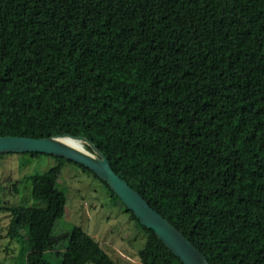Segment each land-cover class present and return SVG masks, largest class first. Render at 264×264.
<instances>
[{
  "label": "trees",
  "instance_id": "trees-1",
  "mask_svg": "<svg viewBox=\"0 0 264 264\" xmlns=\"http://www.w3.org/2000/svg\"><path fill=\"white\" fill-rule=\"evenodd\" d=\"M65 133L211 264H264V0H0V136ZM52 156L34 202L6 207L20 264H124L79 225L54 232L66 163L121 199ZM123 205L146 236L133 264H184Z\"/></svg>",
  "mask_w": 264,
  "mask_h": 264
},
{
  "label": "rangeland",
  "instance_id": "rangeland-1",
  "mask_svg": "<svg viewBox=\"0 0 264 264\" xmlns=\"http://www.w3.org/2000/svg\"><path fill=\"white\" fill-rule=\"evenodd\" d=\"M57 164L54 156L29 153H5L0 162V264H20L24 252V238L12 239L10 229L12 205L32 204V176L49 171ZM21 179L20 191L13 183ZM59 188L66 191V211L54 228L56 234L83 227L116 261L133 264L140 261L139 250L146 242L145 234L125 211L122 201L113 199L107 187L98 179L66 163L59 178ZM22 224L21 222H19ZM27 226L21 231L26 234ZM95 264L99 261L94 258Z\"/></svg>",
  "mask_w": 264,
  "mask_h": 264
},
{
  "label": "water",
  "instance_id": "water-1",
  "mask_svg": "<svg viewBox=\"0 0 264 264\" xmlns=\"http://www.w3.org/2000/svg\"><path fill=\"white\" fill-rule=\"evenodd\" d=\"M62 138L76 139L83 147L71 146L62 141ZM85 144L89 145L92 151L86 149ZM0 152L44 153L61 156L88 167L114 190L144 226L156 232L164 244L184 264H211L197 246L167 218L155 210L135 188L112 168L104 152L87 137L69 133L43 138L4 135L0 136Z\"/></svg>",
  "mask_w": 264,
  "mask_h": 264
},
{
  "label": "bare ground",
  "instance_id": "bare-ground-1",
  "mask_svg": "<svg viewBox=\"0 0 264 264\" xmlns=\"http://www.w3.org/2000/svg\"><path fill=\"white\" fill-rule=\"evenodd\" d=\"M62 141H64L65 143L77 147V148H82L83 146H81V144L79 143L78 140L73 139V138H62Z\"/></svg>",
  "mask_w": 264,
  "mask_h": 264
}]
</instances>
